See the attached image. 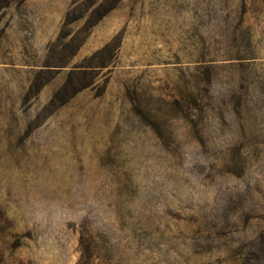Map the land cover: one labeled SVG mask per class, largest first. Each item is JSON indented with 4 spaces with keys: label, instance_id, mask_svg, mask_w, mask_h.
Wrapping results in <instances>:
<instances>
[{
    "label": "rangeland",
    "instance_id": "obj_1",
    "mask_svg": "<svg viewBox=\"0 0 264 264\" xmlns=\"http://www.w3.org/2000/svg\"><path fill=\"white\" fill-rule=\"evenodd\" d=\"M0 264H264V0H0Z\"/></svg>",
    "mask_w": 264,
    "mask_h": 264
}]
</instances>
